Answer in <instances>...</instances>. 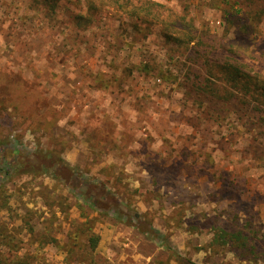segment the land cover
Returning <instances> with one entry per match:
<instances>
[{"label":"rangeland","instance_id":"374dc122","mask_svg":"<svg viewBox=\"0 0 264 264\" xmlns=\"http://www.w3.org/2000/svg\"><path fill=\"white\" fill-rule=\"evenodd\" d=\"M87 1L0 0V160L47 154L32 173L0 167L3 251L28 264H264V123L241 94L213 105L187 44L205 30L232 39L226 14L244 0H131L184 17L180 42L144 9L92 0L91 14ZM245 10L238 46L264 71V0ZM237 215L254 221L258 260L214 242Z\"/></svg>","mask_w":264,"mask_h":264},{"label":"trees","instance_id":"16d2710c","mask_svg":"<svg viewBox=\"0 0 264 264\" xmlns=\"http://www.w3.org/2000/svg\"><path fill=\"white\" fill-rule=\"evenodd\" d=\"M258 1L260 2V0H244L243 2H239L241 6L240 10L231 11L226 14V21L229 23L228 29L230 28L229 33L232 35L233 31L236 32H233L234 35L232 39H229V37L222 39L220 35L205 30L201 32L198 38L187 40V44L192 45L189 48L192 56L202 63L210 75V77L206 79V82L200 81L194 84L200 87V90L204 94H209L215 99L213 105L216 107V105H219V102L235 99L238 94H241V97L249 102L250 105H255V109L258 113V116L256 114V120L264 123V71L255 69L254 65L248 61V54L246 55L240 51L241 47H243L244 51L248 53L251 47L250 42L246 43V47L243 45L238 46L241 40L236 39L237 32H242L243 34L249 32L246 26L243 29H238L237 27V24L243 21L247 15V10L243 11V7H251ZM87 4L89 13H95L97 4L92 0H88ZM109 4L118 8H123L136 17H140L139 10L144 9L146 14L154 17L153 19L160 20L165 28H167L166 32L169 37L176 39L178 42H180V37L187 38L188 36L186 34V28L189 26V22L184 17H178L172 10H169V13L162 17L160 11H155L153 4L147 5L146 3L143 7H140L131 2V0H111ZM238 13H242L245 17H241L242 15L238 16ZM173 31L178 35H174L175 32ZM194 40H196L195 43ZM236 44L238 47H235ZM259 62L264 64L261 60H259ZM53 152L55 153V151H49L48 153ZM1 155L3 157H1L0 160V167L6 168L5 171L7 173H9V169H13L22 174L32 173L42 168L41 166L43 165L39 166L33 159L38 158L44 160V158H47L46 152L42 150L25 155L20 150L14 149V155L11 158L6 157L7 155L4 153H1ZM2 179L1 176L0 188L3 186L4 182V179L1 181ZM86 201L97 210L108 209L105 204H102L100 199L92 200V198L88 197ZM234 220H237V224L234 226L235 228L230 226L219 228L214 234V242L230 245V248L239 253L243 260H251V255H254V259L258 260L260 256V243L256 239L257 230L254 226V221L251 219L249 220V218H239V215H237ZM126 224L137 228L140 232L149 236L159 234L153 238L154 240L156 238L160 240L163 236L155 229H152L153 227L146 229L139 223L137 224L132 221L126 222ZM88 240L91 248H95L98 242V236L90 232ZM164 243L165 242H161L160 244L169 251L173 250ZM4 246H6L5 235L0 229V264H28V260L20 256L9 259L6 255V251L2 249Z\"/></svg>","mask_w":264,"mask_h":264}]
</instances>
